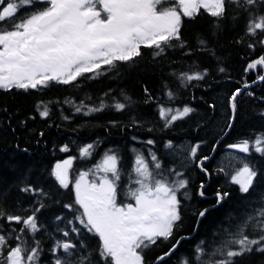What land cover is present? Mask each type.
<instances>
[{
    "label": "trees",
    "instance_id": "16d2710c",
    "mask_svg": "<svg viewBox=\"0 0 264 264\" xmlns=\"http://www.w3.org/2000/svg\"><path fill=\"white\" fill-rule=\"evenodd\" d=\"M251 11L254 15H264V4ZM251 18L235 5L227 6L223 18L200 9L194 18L182 16L183 48L165 47L156 56V49L141 46L139 57L131 62H116L111 70L102 66L103 74L98 76L85 73L67 85L51 82L48 87L27 91L0 90V209L6 214L0 218V235L6 237L8 245L3 248V254L6 256L10 248L20 245L26 254L37 248L39 256L35 264H55L58 258L79 264L81 256L89 257L84 264H104L98 255L99 237L88 232L75 219L77 212L64 205L74 203L75 175L91 170L98 179L105 174L97 171L96 165L106 153L119 158L122 177L118 201L124 202L126 189L136 186L129 185V173L137 155L151 168L155 163L151 158L154 154L162 165L159 171L169 180L187 181L186 188L178 193L181 220L167 241L158 239L146 250L147 264H154L179 239V245L160 264H183L181 260L185 259L189 264H202L227 238L225 230L235 232L249 215L255 217L256 211L264 208V155L255 152L251 142L256 135L264 134V81L253 82L263 74L264 66L245 69L264 56V45L259 43L264 39V32L258 30L255 36L247 34ZM200 40L205 43L201 45ZM182 73H198L203 79L187 81L181 77ZM244 83L252 84L242 89ZM237 88L242 90L236 98L231 122L230 98ZM101 103L104 106L100 111L85 114L89 108H100ZM118 103L125 107L117 110ZM45 106L48 115L42 117L40 112ZM185 106L193 111L165 127L158 109L175 111ZM245 139L250 141L249 153L238 151L236 155L242 162L253 165L258 176L252 189L242 194L223 167L226 161L235 162L236 157L231 154L232 161L227 160L223 152L229 145ZM149 140L153 143L148 144ZM169 144L171 147H166ZM87 145L93 147L88 156L82 157L81 149ZM195 145L199 148L193 158L190 153ZM64 147L68 150L61 151ZM68 156H73L71 180L69 188L64 189L52 173L54 163ZM203 157L208 159L201 167L199 161ZM172 169L182 173V177L174 176ZM88 178L93 179V175ZM27 187L34 191H22ZM217 193L228 195L217 203ZM74 207L79 209L78 205ZM37 208L39 231L35 233L30 229L22 232V223L6 219L7 215L26 218ZM204 209L208 211L200 217ZM252 223L249 222L247 229L249 236L256 235ZM58 241L75 245L71 257L57 247ZM198 245L205 250L200 261L196 260ZM220 258L211 256L213 260ZM235 264H264V252L254 248L251 253L236 257Z\"/></svg>",
    "mask_w": 264,
    "mask_h": 264
},
{
    "label": "snow or ice",
    "instance_id": "6c2138e0",
    "mask_svg": "<svg viewBox=\"0 0 264 264\" xmlns=\"http://www.w3.org/2000/svg\"><path fill=\"white\" fill-rule=\"evenodd\" d=\"M259 4H264V0H0V90L15 88L27 91L48 87L51 82L67 85L76 82L85 73L98 76L103 74L102 66H108V70H111L116 67V62H131L134 57H139L141 46L156 49V56L165 47L183 48L185 45L180 35L182 16L194 18L200 9H205L213 17L223 18L227 6L235 5L252 17L247 25V34L255 36L258 30L264 32V15H254L251 11ZM24 9L27 11H23ZM174 40L180 43L173 44ZM204 43L205 41L200 40L201 45ZM259 43L264 45V39ZM261 64H264V56L250 63L245 71ZM220 71L223 72L224 69L221 68ZM181 77L187 81L203 79L198 73H182ZM259 79L264 81V76ZM248 87L250 86L245 83L244 88ZM240 93L241 89L237 88L230 98L233 114L236 111L235 101ZM168 96L171 99L172 93L169 92ZM103 106L101 103L100 108H89L85 114L100 111ZM115 107L121 110L125 105L118 103ZM37 108L39 110L40 105ZM158 110L160 117L165 120V127L193 111L187 106L175 111L163 107ZM76 111H81V108L78 107ZM40 115H48L46 106ZM228 127H232L231 122ZM147 143L152 144L153 141L149 140ZM92 147L87 145L82 148L81 156H88ZM166 147H171V144ZM229 147L241 153H249L250 141L245 139ZM198 148L199 145L191 147L190 154L193 158L196 157ZM251 148L264 155V134L256 135ZM67 150V147L61 149ZM151 158L155 163L150 168L142 156H136L132 172L129 173V185L136 186H129L125 193L129 202L117 199L122 173L118 167L119 158L115 154L106 153L102 163L96 165L97 171L105 173L98 181L90 170L81 172L72 184L74 203L65 204L64 207L76 211L75 219L88 232L99 237L98 255L104 264H147L145 249L156 244L160 238L167 241L173 235L177 222L181 220L178 193L186 188L187 181L182 178L169 180L159 171L162 165L156 156L152 154ZM207 159L208 157H203V160ZM71 163L69 159L55 165L52 175L61 188H69L68 170ZM170 171L176 177L183 175L174 169ZM90 174L93 175L91 180L88 179ZM257 176L256 168L244 162L242 167L235 170V175H231V181L239 186L242 194H247L254 186ZM203 187L202 184L201 188ZM22 191L34 189L27 187ZM200 194L203 195V192ZM187 195L185 192L186 198ZM227 195L217 193V203ZM74 205H78L79 209ZM38 211L39 208L35 209L26 218L7 215L6 219L8 222L22 223V232L30 229L35 233L39 231L35 217V212ZM207 211L208 209L200 211L199 216L204 217ZM5 215L0 209V218ZM56 219L60 220L61 217ZM251 221H254L251 224L252 231L256 233L254 236L247 233ZM225 231L227 238L213 249L209 259L202 261V264H235L236 257L251 253L254 248L257 252H264V208L257 210L255 217L249 215L237 226L235 232ZM64 235L67 236L68 232L65 231ZM179 243L180 240H177L168 252L158 256L156 264L170 255ZM203 244L204 241H201V245ZM5 247H8L6 237L0 235V264H25L26 261L35 264L39 256L37 248L26 254V250L20 245L10 248L5 256L2 251ZM57 247L63 248L67 257H71V249L75 245L58 241ZM204 252V248L198 245V261ZM211 256L221 258L213 260ZM85 260H89V257L81 256L79 264H84ZM55 264L74 262L70 259L62 262L58 258ZM183 264H189L187 259Z\"/></svg>",
    "mask_w": 264,
    "mask_h": 264
},
{
    "label": "rangeland",
    "instance_id": "374dc122",
    "mask_svg": "<svg viewBox=\"0 0 264 264\" xmlns=\"http://www.w3.org/2000/svg\"><path fill=\"white\" fill-rule=\"evenodd\" d=\"M234 150H236V149H233V148H230L229 146L228 147H226V149H225V151L223 152L224 153V157L227 159V160H230V161H232V157H231V154L233 155V156H235V154H236V152H234ZM68 158H66L65 160H67ZM70 159V158H69ZM68 159V160H69ZM71 160V159H70ZM236 160H237V158H236ZM59 163H63V161L62 162H59ZM242 163V161H239V162H237L236 163V161L235 162H229V161H226L225 162V164H224V171H225V173L226 174H228V175H235V170H238L240 167H242V166H239L240 164ZM201 165V164H200ZM133 203H134V201H133ZM181 263H183V261L181 260Z\"/></svg>",
    "mask_w": 264,
    "mask_h": 264
},
{
    "label": "bare ground",
    "instance_id": "6f19581e",
    "mask_svg": "<svg viewBox=\"0 0 264 264\" xmlns=\"http://www.w3.org/2000/svg\"><path fill=\"white\" fill-rule=\"evenodd\" d=\"M231 122H232V120H231ZM213 152H214V151H212V154H213ZM212 154H211V155H212ZM68 157H69V156H68ZM68 157H65V158H63V159L57 160V161L54 163L53 171H54V169H55V165H56V164H58L59 162H62V161L64 162L65 159L68 158ZM67 160H68V159H67ZM201 161L204 162V161H206V160H203V158H202V159L199 161V165L201 164ZM68 172H69V181H70V180H71V171H70V168H69ZM78 177H79V175H75L74 180L77 179ZM74 180H73V182H74ZM203 186H204V184H203ZM175 243H176V241H175ZM175 243H174V244H175ZM170 248H172V246H171ZM170 248H169V249H170ZM163 254H164V253H163ZM196 260H197V259H196Z\"/></svg>",
    "mask_w": 264,
    "mask_h": 264
},
{
    "label": "water",
    "instance_id": "95a60500",
    "mask_svg": "<svg viewBox=\"0 0 264 264\" xmlns=\"http://www.w3.org/2000/svg\"><path fill=\"white\" fill-rule=\"evenodd\" d=\"M264 76V75H263ZM259 81H261L260 79H257L256 81H255V83H257V82H259ZM248 85H251L252 83H247ZM245 85V84H244ZM244 85L242 86V89H247V88H244ZM241 89V90H242ZM233 112V111H232ZM233 117H234V114L232 115V119L231 120H233ZM180 240V239H179ZM176 244V243H175ZM171 249V248H170ZM173 252V251H172ZM163 254H161V255H159V256H162ZM169 256V255H168ZM167 257V256H166ZM165 257V258H166ZM156 263V259H155V261H154V264Z\"/></svg>",
    "mask_w": 264,
    "mask_h": 264
},
{
    "label": "flooded vegetation",
    "instance_id": "af4514ba",
    "mask_svg": "<svg viewBox=\"0 0 264 264\" xmlns=\"http://www.w3.org/2000/svg\"><path fill=\"white\" fill-rule=\"evenodd\" d=\"M163 254V253H162ZM152 264V263H151Z\"/></svg>",
    "mask_w": 264,
    "mask_h": 264
}]
</instances>
